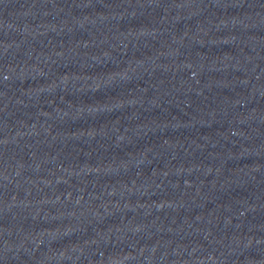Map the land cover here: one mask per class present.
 Returning <instances> with one entry per match:
<instances>
[{
  "label": "water",
  "instance_id": "1",
  "mask_svg": "<svg viewBox=\"0 0 264 264\" xmlns=\"http://www.w3.org/2000/svg\"><path fill=\"white\" fill-rule=\"evenodd\" d=\"M0 264H264V0H0Z\"/></svg>",
  "mask_w": 264,
  "mask_h": 264
}]
</instances>
